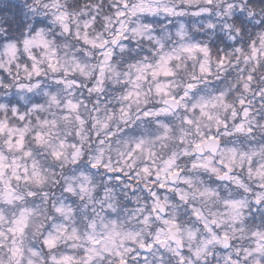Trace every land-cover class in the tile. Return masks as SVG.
<instances>
[{
    "label": "clouds",
    "instance_id": "clouds-1",
    "mask_svg": "<svg viewBox=\"0 0 264 264\" xmlns=\"http://www.w3.org/2000/svg\"><path fill=\"white\" fill-rule=\"evenodd\" d=\"M0 126V264H264V0H0Z\"/></svg>",
    "mask_w": 264,
    "mask_h": 264
},
{
    "label": "snow or ice",
    "instance_id": "snow-or-ice-1",
    "mask_svg": "<svg viewBox=\"0 0 264 264\" xmlns=\"http://www.w3.org/2000/svg\"><path fill=\"white\" fill-rule=\"evenodd\" d=\"M121 15H123V13H121ZM119 35L120 34H118L117 35V39L119 38ZM116 41L114 40L113 41V43H115ZM188 51H191V49H188ZM201 51H205V54H207L206 53V50H204V49H201ZM202 70H204V69H202ZM250 79V78H249ZM191 87V86H190ZM247 111H245V113H244V115L245 116H247ZM21 119H23V117H20ZM238 130H242V125L238 128ZM0 131H3V126H0ZM214 139V138H213ZM146 171V170H145ZM163 187V186H162ZM59 211V210H58ZM160 242H163V241H160ZM45 243L46 244H48L49 246H54L55 245V241L54 240H47V241H45ZM93 243H95V241H93ZM141 247H144L143 245H141ZM148 247H151V245H149ZM116 255L117 256H120L121 254L119 253V252H117L116 253ZM88 259H89V261H91L92 260V257L90 256V257H88ZM72 261H73V258L72 257H69V256H65L64 258H63V260L62 261H58L57 262V264H72ZM119 264H128V262L126 261V260H124V259H120L119 260Z\"/></svg>",
    "mask_w": 264,
    "mask_h": 264
}]
</instances>
